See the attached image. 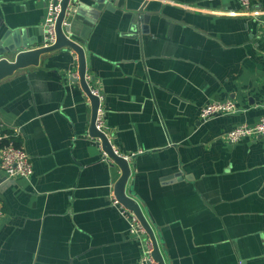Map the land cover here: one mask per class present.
<instances>
[{
    "label": "crops",
    "instance_id": "0c3cea01",
    "mask_svg": "<svg viewBox=\"0 0 264 264\" xmlns=\"http://www.w3.org/2000/svg\"><path fill=\"white\" fill-rule=\"evenodd\" d=\"M50 1L0 0V41L42 46ZM72 4L64 32L85 49L112 144L137 154L126 194L153 217L165 263L264 264V137L226 138L264 116V0H253L258 15L240 0ZM76 79L77 55L63 48L0 81V116L33 166L29 179L0 167V264H143L111 202L122 171L91 135ZM225 101L236 111L200 119Z\"/></svg>",
    "mask_w": 264,
    "mask_h": 264
},
{
    "label": "built area",
    "instance_id": "2783aa9c",
    "mask_svg": "<svg viewBox=\"0 0 264 264\" xmlns=\"http://www.w3.org/2000/svg\"><path fill=\"white\" fill-rule=\"evenodd\" d=\"M64 0H51L50 1V15L45 23L44 30L45 35L42 41V47H51L55 45L57 41V33H56V25L59 15L62 11V2ZM243 8L248 13H255L251 11L253 0H240ZM72 0L68 5L66 10L65 18L62 22V27L65 29L70 26L71 22L69 20L70 15L73 13ZM74 6V5H73ZM75 7V6H74ZM264 26V21H263ZM66 36L69 39H72L70 35L66 33ZM77 55V54H76ZM78 58V56H77ZM87 84L90 83V78L88 74L85 76ZM92 94L99 98V108L97 110V117L95 121V126L98 131L104 133L111 143L115 154L123 157L128 162H131L136 156V153L133 154H122L119 149H117L111 141L110 133L108 131V126L106 122V113L103 108V97L94 86L88 85ZM264 107V105H263ZM237 109V105L233 101H225V102H213L204 106L200 113V119L203 121H208L209 119L230 114L235 112ZM19 137V131L11 132L7 129L5 123L3 122L0 116V142L4 143V146L0 149V167L1 170L10 178L22 177L25 179L31 178L33 175V166L31 163L30 156L26 149L22 145H17L16 139ZM264 137V116L260 118V120L253 124H243L239 125L232 130H230L226 138L227 140L234 144L245 138H262ZM99 145L101 147L102 155L104 160L111 162L113 159L108 155L105 151L101 139L99 140ZM114 161V160H113ZM111 202L114 206L120 209L122 215L128 220L130 226V237L134 240L140 241L144 245V256H143V264H160L155 261L153 257V251L155 246L150 236L147 234L146 229L142 225L140 219L135 214V212L123 204L118 200L114 187L111 190ZM4 210L2 205L0 204V218L3 216Z\"/></svg>",
    "mask_w": 264,
    "mask_h": 264
},
{
    "label": "water",
    "instance_id": "95a60500",
    "mask_svg": "<svg viewBox=\"0 0 264 264\" xmlns=\"http://www.w3.org/2000/svg\"><path fill=\"white\" fill-rule=\"evenodd\" d=\"M70 0H64L62 2V11L58 17L57 25H56V33H57V41L55 45L51 47H38L32 50H22V47L17 48H7L4 45L3 41H0V81L3 79L12 76L19 70H24L28 67L38 65L41 59V56L47 53H51L63 48H71L75 51L78 56L79 62V79L76 81H80L81 85L91 100L93 106V120L91 126V135L101 139L103 147L108 155L119 165L122 175L117 182L115 187V193L121 204L126 206L127 208L133 210L135 214L140 219L142 225L147 231V234L150 236L155 249L153 251V257L155 261L160 264H166L164 257L161 253L159 241L156 236V233L153 228V224L155 223L151 214H145L144 210L140 207L139 203L134 200V198L128 196L126 194V185L131 175V167L127 160L123 157L115 154L111 143L104 133H101L96 129L95 121L97 117V110L99 108V98L92 94L85 76L87 74V63H86V53L84 47L77 41L69 39L64 32L62 27V22L65 18L66 10ZM139 19H144L146 21L149 20L148 15H145L142 11L139 12ZM5 40V38H2ZM131 194V191H130ZM149 216V217H148Z\"/></svg>",
    "mask_w": 264,
    "mask_h": 264
},
{
    "label": "trees",
    "instance_id": "16d2710c",
    "mask_svg": "<svg viewBox=\"0 0 264 264\" xmlns=\"http://www.w3.org/2000/svg\"><path fill=\"white\" fill-rule=\"evenodd\" d=\"M20 145V144H17ZM4 146V143L0 142V149Z\"/></svg>",
    "mask_w": 264,
    "mask_h": 264
},
{
    "label": "rangeland",
    "instance_id": "374dc122",
    "mask_svg": "<svg viewBox=\"0 0 264 264\" xmlns=\"http://www.w3.org/2000/svg\"><path fill=\"white\" fill-rule=\"evenodd\" d=\"M206 122V121H205Z\"/></svg>",
    "mask_w": 264,
    "mask_h": 264
}]
</instances>
